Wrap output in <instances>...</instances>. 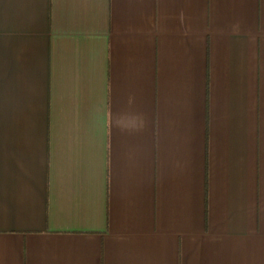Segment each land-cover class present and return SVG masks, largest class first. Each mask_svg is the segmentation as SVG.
Returning <instances> with one entry per match:
<instances>
[{
  "label": "crops",
  "instance_id": "1",
  "mask_svg": "<svg viewBox=\"0 0 264 264\" xmlns=\"http://www.w3.org/2000/svg\"><path fill=\"white\" fill-rule=\"evenodd\" d=\"M0 264H264V0H0Z\"/></svg>",
  "mask_w": 264,
  "mask_h": 264
}]
</instances>
